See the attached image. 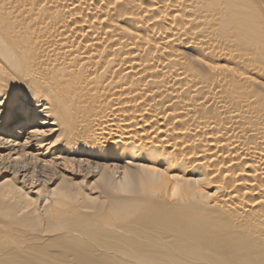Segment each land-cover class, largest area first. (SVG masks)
<instances>
[{
	"label": "bare ground",
	"instance_id": "bare-ground-1",
	"mask_svg": "<svg viewBox=\"0 0 264 264\" xmlns=\"http://www.w3.org/2000/svg\"><path fill=\"white\" fill-rule=\"evenodd\" d=\"M0 97V264H264V0H0Z\"/></svg>",
	"mask_w": 264,
	"mask_h": 264
},
{
	"label": "snow or ice",
	"instance_id": "snow-or-ice-1",
	"mask_svg": "<svg viewBox=\"0 0 264 264\" xmlns=\"http://www.w3.org/2000/svg\"><path fill=\"white\" fill-rule=\"evenodd\" d=\"M2 103H3V98L0 97V104H2ZM30 103H31L30 100H27V99H24L23 97H21L20 107H19V109L16 112L17 118H19V119H23L24 118V116L27 113V109H28Z\"/></svg>",
	"mask_w": 264,
	"mask_h": 264
}]
</instances>
